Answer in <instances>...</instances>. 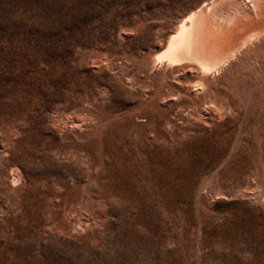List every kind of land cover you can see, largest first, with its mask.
<instances>
[{
    "label": "rangeland",
    "instance_id": "rangeland-1",
    "mask_svg": "<svg viewBox=\"0 0 264 264\" xmlns=\"http://www.w3.org/2000/svg\"><path fill=\"white\" fill-rule=\"evenodd\" d=\"M210 1L0 0V264H264V36L155 59Z\"/></svg>",
    "mask_w": 264,
    "mask_h": 264
},
{
    "label": "bare ground",
    "instance_id": "bare-ground-1",
    "mask_svg": "<svg viewBox=\"0 0 264 264\" xmlns=\"http://www.w3.org/2000/svg\"><path fill=\"white\" fill-rule=\"evenodd\" d=\"M262 36L264 0H213L181 20L155 59H165L169 66L194 63L205 77Z\"/></svg>",
    "mask_w": 264,
    "mask_h": 264
}]
</instances>
